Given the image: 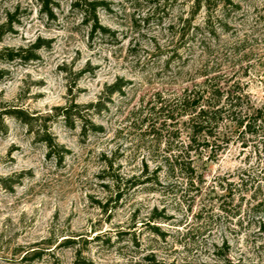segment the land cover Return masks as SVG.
Masks as SVG:
<instances>
[{
    "label": "rangeland",
    "instance_id": "rangeland-1",
    "mask_svg": "<svg viewBox=\"0 0 264 264\" xmlns=\"http://www.w3.org/2000/svg\"><path fill=\"white\" fill-rule=\"evenodd\" d=\"M103 1L108 31L71 0H0V23L16 10L0 51L43 44L36 59L0 61V100L28 120L5 117L0 131V264H264V205L249 198L252 182L264 198V145L242 147L227 119L220 150L187 145L186 117L156 107L205 77L233 85L242 113L264 105V0ZM71 97L98 131L54 115ZM182 145L179 173L168 153Z\"/></svg>",
    "mask_w": 264,
    "mask_h": 264
},
{
    "label": "trees",
    "instance_id": "trees-1",
    "mask_svg": "<svg viewBox=\"0 0 264 264\" xmlns=\"http://www.w3.org/2000/svg\"><path fill=\"white\" fill-rule=\"evenodd\" d=\"M43 4L46 6L48 0H42ZM103 0H71V6L80 9L85 18H90L92 21L91 30L98 29L100 31H108V29L102 26L98 22L96 15V10L98 7L103 5ZM51 14L50 10L48 11ZM16 10L12 12H7L5 15V20L0 23V37L4 31H11L13 25L15 24ZM43 46L42 39L37 38L33 43L27 46H19L17 48H6L5 51H0V61L4 63H10L14 61L28 62L30 60L36 59L38 57V51ZM85 69L81 70L84 72ZM3 70L0 68V75ZM118 82L112 86H117ZM233 85H230L227 89L220 91V87L217 83L212 81V78L205 77L202 81L195 83L191 88L185 89L178 97H176L171 102H159L156 107L160 110H167L170 112L179 111V115L185 116V122L188 124L189 129V143L196 141L195 137L202 138L203 147L209 148L210 151H218L222 146L218 139L221 137L220 127L224 120L230 121L235 128L237 139L240 141V145L244 148H251L253 146L256 148L259 144L264 145V105L254 106L247 105V112L242 113L240 110H236V105L242 100L241 94L235 93L232 89ZM69 93L71 88L68 89ZM99 101L94 103L92 106H97ZM80 105L75 101V98L71 97L67 100L66 104L62 106H57L55 108L54 115L61 117V119L66 123H71L74 118H77L80 123L79 134L81 136H86L89 132H96L100 127L91 122L85 115L81 113L79 108ZM26 111L17 105L10 104L8 102H2L0 100V131L5 127L4 118L12 117L20 122L28 124L26 118ZM173 114L167 116L168 119H172ZM88 123V124H87ZM89 125V126H88ZM223 136L224 133L222 132ZM45 145L47 146V155H55L58 158L61 157L59 150L56 149L58 142L54 139L50 132H44L41 138ZM185 146H175V148H170L169 158L172 160V169L182 173L183 169L189 170V165H185L181 162L182 153ZM106 167H112V162ZM146 172V171H144ZM245 170L242 174L236 177V183H242L246 178L244 177ZM252 168L247 169V183L251 176ZM145 174H141V178ZM113 192L115 193V198L121 196V182L118 178L110 177ZM143 181H147L148 177H144ZM187 181H190L191 176H186ZM235 181V180H234ZM230 180L224 188L230 190L231 185L234 183ZM235 183V184H236ZM222 186V184H220ZM261 193L260 182L250 183L249 188V198L252 199V208H257L264 205V198L259 194ZM222 205V204H220ZM221 208L224 210V206ZM73 238H61L58 244L64 245L66 247H74L71 240ZM75 255L79 256V249L74 248ZM38 252H26L23 254L22 258H26L30 254ZM148 260L147 264H166L164 262H156L151 255L145 256ZM80 264H93L87 263L85 261L79 262Z\"/></svg>",
    "mask_w": 264,
    "mask_h": 264
}]
</instances>
